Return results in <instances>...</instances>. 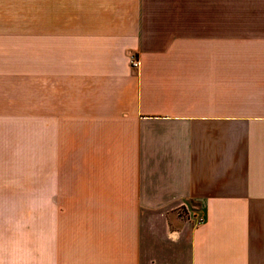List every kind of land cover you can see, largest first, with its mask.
Masks as SVG:
<instances>
[{
    "label": "crops",
    "instance_id": "obj_1",
    "mask_svg": "<svg viewBox=\"0 0 264 264\" xmlns=\"http://www.w3.org/2000/svg\"><path fill=\"white\" fill-rule=\"evenodd\" d=\"M0 264H264V0H0Z\"/></svg>",
    "mask_w": 264,
    "mask_h": 264
},
{
    "label": "built area",
    "instance_id": "obj_2",
    "mask_svg": "<svg viewBox=\"0 0 264 264\" xmlns=\"http://www.w3.org/2000/svg\"><path fill=\"white\" fill-rule=\"evenodd\" d=\"M133 66H134L135 68L139 67V62H138V61H135V62L133 63Z\"/></svg>",
    "mask_w": 264,
    "mask_h": 264
}]
</instances>
